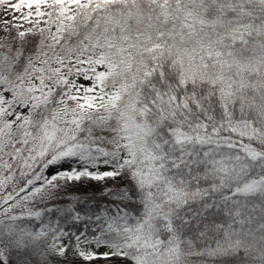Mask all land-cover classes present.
Returning a JSON list of instances; mask_svg holds the SVG:
<instances>
[{
    "label": "snow or ice",
    "instance_id": "6c2138e0",
    "mask_svg": "<svg viewBox=\"0 0 264 264\" xmlns=\"http://www.w3.org/2000/svg\"><path fill=\"white\" fill-rule=\"evenodd\" d=\"M0 16V264H264V0Z\"/></svg>",
    "mask_w": 264,
    "mask_h": 264
},
{
    "label": "rangeland",
    "instance_id": "374dc122",
    "mask_svg": "<svg viewBox=\"0 0 264 264\" xmlns=\"http://www.w3.org/2000/svg\"><path fill=\"white\" fill-rule=\"evenodd\" d=\"M0 18H2V16H0Z\"/></svg>",
    "mask_w": 264,
    "mask_h": 264
}]
</instances>
